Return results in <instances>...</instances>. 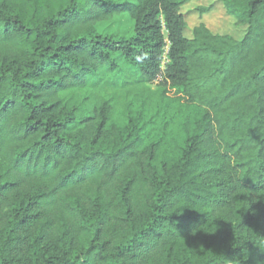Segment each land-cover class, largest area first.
<instances>
[{
    "label": "trees",
    "instance_id": "trees-1",
    "mask_svg": "<svg viewBox=\"0 0 264 264\" xmlns=\"http://www.w3.org/2000/svg\"><path fill=\"white\" fill-rule=\"evenodd\" d=\"M191 1L0 0V264H264V0Z\"/></svg>",
    "mask_w": 264,
    "mask_h": 264
},
{
    "label": "rangeland",
    "instance_id": "rangeland-1",
    "mask_svg": "<svg viewBox=\"0 0 264 264\" xmlns=\"http://www.w3.org/2000/svg\"><path fill=\"white\" fill-rule=\"evenodd\" d=\"M135 1V0H129ZM209 9L207 12L203 10ZM188 23L185 35L191 37L192 29L204 23L214 34L230 35L242 39L247 27L238 25L230 16L220 0H193L182 8ZM134 23L127 14L116 16L109 21L100 23L99 30L103 34L129 36L133 32Z\"/></svg>",
    "mask_w": 264,
    "mask_h": 264
},
{
    "label": "built area",
    "instance_id": "built-area-1",
    "mask_svg": "<svg viewBox=\"0 0 264 264\" xmlns=\"http://www.w3.org/2000/svg\"><path fill=\"white\" fill-rule=\"evenodd\" d=\"M167 50H166V53H165V59H164V63H163V67H162V72L164 71V66H165V63L167 62ZM163 80V75H160L157 80L155 81V84H158L160 83L161 81Z\"/></svg>",
    "mask_w": 264,
    "mask_h": 264
}]
</instances>
